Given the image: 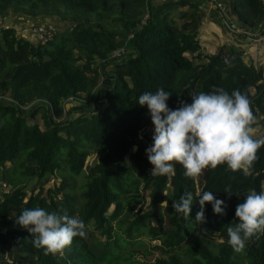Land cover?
<instances>
[{
  "label": "trees",
  "instance_id": "obj_1",
  "mask_svg": "<svg viewBox=\"0 0 264 264\" xmlns=\"http://www.w3.org/2000/svg\"><path fill=\"white\" fill-rule=\"evenodd\" d=\"M229 11L248 29L264 22V0H229ZM8 14L68 28L33 42L0 27V182L9 187L0 188V246L21 254L2 264H264V234L243 252L227 234L237 205L264 190V146L248 176L225 164L190 178L178 163L174 175H151L154 125L138 104L144 92L170 91L176 110L200 92L238 89L264 137V68L233 44L204 52L198 3L0 0V16ZM205 191L225 202L226 214L206 203L198 224L196 194ZM185 192L194 197L188 219L172 208ZM37 207L83 220L86 237L63 255L46 254L15 223Z\"/></svg>",
  "mask_w": 264,
  "mask_h": 264
},
{
  "label": "clouds",
  "instance_id": "obj_2",
  "mask_svg": "<svg viewBox=\"0 0 264 264\" xmlns=\"http://www.w3.org/2000/svg\"><path fill=\"white\" fill-rule=\"evenodd\" d=\"M170 96V91L159 88L155 93L144 92L138 97V104L147 106L154 125L153 145L146 149L154 166L151 175H174L178 163L190 178L225 164L232 172L241 171L248 176L259 149L264 146V137L257 138L258 121L249 97L238 89L229 94L220 88L191 96L190 105L182 104L171 110L167 104ZM225 192L229 197L233 194L230 190ZM196 196L200 205L195 217L198 224L206 222V203L212 205L215 214H226L227 205L211 191ZM193 199L192 192H185L179 202L173 201L172 208L188 219ZM162 204L168 207V201ZM235 217L238 223L227 228L228 243L234 251L243 252L249 240L264 234V190L247 194L237 205ZM15 223L31 233L34 246L44 249L46 254L63 255L74 238L86 237L83 220L39 207L23 210Z\"/></svg>",
  "mask_w": 264,
  "mask_h": 264
},
{
  "label": "crops",
  "instance_id": "obj_3",
  "mask_svg": "<svg viewBox=\"0 0 264 264\" xmlns=\"http://www.w3.org/2000/svg\"><path fill=\"white\" fill-rule=\"evenodd\" d=\"M163 1V0H157ZM198 3L202 13L199 40L202 50L213 53L221 44H233L241 49L248 61L264 68V22L257 29H248L237 24L229 11V0H192ZM220 4L218 6L217 4ZM53 24L58 31L68 27L56 19L32 17L0 16V26L13 27L17 34L37 42L33 28L39 24ZM234 25V28L231 25Z\"/></svg>",
  "mask_w": 264,
  "mask_h": 264
},
{
  "label": "rangeland",
  "instance_id": "obj_4",
  "mask_svg": "<svg viewBox=\"0 0 264 264\" xmlns=\"http://www.w3.org/2000/svg\"><path fill=\"white\" fill-rule=\"evenodd\" d=\"M82 63L80 62V65ZM71 105V101H66L65 102V107L68 108L69 106ZM260 133L257 129V136H259ZM88 160H91V157H89ZM49 185V184H47ZM31 186V184L29 185V187ZM0 188H3L5 190L9 189V187H7L4 183L0 182ZM29 189V188H27ZM146 248H147V245H146ZM157 253H154V255L152 254H149V256H147L146 258L148 260H154V258L157 256L156 255ZM20 253L17 252V251H14L13 249L11 250L10 248H7V247H3V246H0V264H2L3 262H8V261H11V259L15 258V257H20Z\"/></svg>",
  "mask_w": 264,
  "mask_h": 264
},
{
  "label": "built area",
  "instance_id": "obj_5",
  "mask_svg": "<svg viewBox=\"0 0 264 264\" xmlns=\"http://www.w3.org/2000/svg\"><path fill=\"white\" fill-rule=\"evenodd\" d=\"M220 6V4H217ZM234 28V25H231ZM0 27H4L1 25ZM37 42H46L52 39L58 32L57 28L53 24H39L33 28ZM117 54V53H115Z\"/></svg>",
  "mask_w": 264,
  "mask_h": 264
}]
</instances>
